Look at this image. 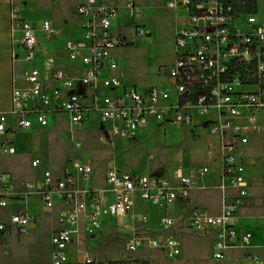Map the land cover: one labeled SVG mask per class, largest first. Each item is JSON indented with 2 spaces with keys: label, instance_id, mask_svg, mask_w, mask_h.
<instances>
[{
  "label": "built area",
  "instance_id": "built-area-1",
  "mask_svg": "<svg viewBox=\"0 0 264 264\" xmlns=\"http://www.w3.org/2000/svg\"><path fill=\"white\" fill-rule=\"evenodd\" d=\"M75 1L74 16L83 20L87 44L66 42L65 53L75 64L74 72L56 68L49 81L35 65L39 41L33 24L13 12V21L21 32L23 61L28 67L26 86L13 89L11 112L0 114V157L16 154L13 142L6 139L10 133L46 128L50 116L58 114H66L79 128L97 121L102 139L107 142L117 138L136 140L156 125H196L194 119L199 115L202 118L198 123L212 126L211 133L224 141L218 147L219 188L226 193L231 187L236 194L219 214L192 207L189 229L210 239L212 256L217 261L226 260L229 251L254 248V233L240 226L239 216L250 196L242 149L260 130L258 119L264 113V23L251 11V0H167L169 9L183 13L175 33V61L166 72L169 87H151L142 92L125 84V75L115 58V51L122 45L120 33L113 28L118 7L108 5L106 0ZM126 7L134 17L135 0H127ZM42 30L48 39L58 37L50 21L43 22ZM139 35L149 37L151 33L141 30ZM103 90L114 94L101 95ZM77 147L81 148V143ZM209 148H216L214 142L209 141ZM208 155L210 159L215 156L211 150ZM32 167L41 169L39 188L29 183L18 186L11 173L0 172V240L12 233L27 235L36 228V215L26 210L4 215L18 204L27 203L34 192L44 210L64 207L56 217L57 229L51 237L52 264L70 263L68 252L73 241L80 238L81 227L85 237L92 238L101 232L107 217L133 214L135 225L146 224L147 217L135 213L137 199L159 208L188 204L195 189L210 175L207 166L187 173L178 170L173 180L111 168L104 175L103 185L88 163H73L61 177L45 169L40 160H34ZM77 178L81 187L77 186ZM175 225L174 218H163L158 236H141L134 229L127 251L148 249L160 251L169 260L180 258L182 245L171 234ZM259 252L251 255L264 259V240ZM78 253L84 263L95 262L87 251L78 249Z\"/></svg>",
  "mask_w": 264,
  "mask_h": 264
},
{
  "label": "rangeland",
  "instance_id": "rangeland-1",
  "mask_svg": "<svg viewBox=\"0 0 264 264\" xmlns=\"http://www.w3.org/2000/svg\"><path fill=\"white\" fill-rule=\"evenodd\" d=\"M21 1L30 4L33 9L29 12V19L37 28L42 26L45 20L52 22L51 13L56 15L54 21L58 30L57 44L60 50L58 57L63 60L60 65L71 72L75 65L67 60L65 51L62 50L64 41L87 44L80 21L72 19L70 14L75 6L74 2ZM256 1V15L264 23V0ZM106 2L118 7L113 28L115 31L120 30L122 45L115 51V58L125 75V84L128 87H137L141 92L151 87L168 88L166 72L175 61V33L176 28L181 26L179 20L183 13L169 9L167 0H135L137 13L132 17L126 7L127 0ZM141 30L149 31L151 35L140 37ZM42 36L47 38L44 31ZM49 77L50 73L46 72L47 81ZM113 94L114 92L101 93L104 96ZM201 118L197 115L194 122H200ZM210 119L213 121L214 115ZM258 125L260 130L252 134L249 145L242 149V163L249 178L250 196L239 215L240 226L253 231L255 235L257 246L254 249L229 251L226 260L217 261L212 256L210 239H203L188 230L189 209L178 208L176 205L159 208L141 204L138 212L147 217L148 224L144 229L154 230L152 236L160 234L158 225L163 217H180L184 220L183 225L177 227L175 233H171L182 245L183 254L180 258L169 260L160 251L148 249L145 252L141 249L134 253L128 252L127 242L135 230L131 219H126L108 221L103 230L92 238H86L82 228L80 240H74L68 252L69 262L84 263L82 255L79 256L78 253V249H82L91 254L95 262L103 264H264L261 256L251 255L260 253L259 247L264 239V113L259 116ZM211 131L212 126L205 124H165L143 131L142 136L136 140L117 138L107 142L102 139L97 121L86 123L79 128L71 124L66 114H58L50 116L49 126L46 128L35 127L31 131L10 133L6 139L13 142L16 154L0 158V170L11 173L18 186L29 183L39 188L41 169L32 167L34 160H40L43 167L55 177H61L64 172L71 170L75 162L88 163L100 174V180H104V174L111 168L135 175L147 174L170 179L178 167L207 166L210 168V175L205 186L196 192V201L200 207L220 210L225 203L232 200L231 196L236 192L231 187L227 188V195L231 196L226 198L219 188L221 182L218 147L224 141ZM209 141L214 142L216 148H209ZM78 143H81V148L77 147ZM210 150L215 154L213 159L208 156ZM76 181L77 186L81 187L80 179L77 178ZM17 209L36 215L38 225L27 235L11 234L0 240V264H52L51 237L57 229L56 217L64 208L58 207L52 212L44 210L38 195L33 192L27 197V203L18 204L5 211L4 215L8 216ZM149 231L140 234L150 236Z\"/></svg>",
  "mask_w": 264,
  "mask_h": 264
},
{
  "label": "crops",
  "instance_id": "crops-1",
  "mask_svg": "<svg viewBox=\"0 0 264 264\" xmlns=\"http://www.w3.org/2000/svg\"><path fill=\"white\" fill-rule=\"evenodd\" d=\"M71 2H74L75 6L71 10L70 14L72 16V19H76V20L80 21V28L82 30L83 20L74 16V10H75L78 2L75 0H71ZM31 10H33V9L31 8L30 4H26V3L24 4V3H22L21 0H0V114L11 112L13 89L15 87L22 88V87L26 86L25 70H26V67H28V66H26V64L23 61V51H22V48L19 44L21 32H20L18 25L15 24V22L13 21V12H18L23 18L30 20L29 19L30 18L29 12H31ZM55 16L56 15L54 13H51L50 19L52 20L51 23L53 25V28L55 30H57L56 26H55L56 21H54ZM45 21H47V20H45ZM179 21L182 22L181 20H179ZM31 22L33 24V27L36 30L37 38L39 41L38 48H37V51L35 54V60H36V55L38 56V59L36 60L35 65L37 66V68L39 69L41 74L46 77V72H49L51 74L52 70H54L56 68L63 69V68H61V65H60V62L63 60L59 59V57H58V55L60 53V50H59L58 44H57L58 38H56L54 40L44 38L42 36V31H43L42 26H39V28H37L35 23L33 21H31ZM178 27L176 28V31H177ZM57 32H58V30H57ZM118 32L120 33V30H118ZM65 43H66V41H64V43H63L64 45L62 48V50H64V51H65V49H64ZM67 60H68V58H67ZM74 68H75V66L71 69V72H74ZM64 70H66V69H64ZM66 71L70 72V70H66ZM104 92H113V91L103 90L102 93H104ZM196 124H199V123L196 122ZM159 126H161V125H159ZM0 158L2 159V157H0ZM214 158H215V156H214ZM218 158H219V154H218ZM218 161L220 164L219 159H218ZM192 168L193 167H188V168L178 167L174 171L172 178H170L169 180H173L175 178L176 172L178 170H182L183 172L187 173ZM219 169H220V167H219ZM0 172H7V171L0 170ZM160 177L165 178L164 176H160ZM166 179H168V178H166ZM207 180H208V178L205 180V182H203L200 186H198L195 189V191L192 194L190 203H188V204L177 203L174 205H176V207H178V208H187L189 210H191L192 207H196V208L207 210L212 214L221 213L223 207L220 210H210L207 207L198 206V202L196 201V198H197L196 192H198V190H200V188L203 185L205 186V183L207 182ZM99 181L101 184L104 185V180H100V174H99ZM223 195L226 198L231 196L229 194L227 195V191H226V193H223ZM231 198H233V195L231 196ZM141 204H146V205L151 206L150 204L137 199L136 200V210H135L136 214H142V213L138 212V208ZM171 206H173V205H171ZM59 207L64 208L63 206H59ZM239 215H240V212H239ZM132 217H133V214L125 216V217H119V218H109V217L104 218L102 230L105 227V225H107L108 221H111V220L131 219V221L133 223ZM163 218H165V217H163ZM171 218H173V217H171ZM174 219L176 220V225L173 228L171 233H173V232L175 233L176 228L179 226H182L183 222H184V220L180 217H175ZM161 220H160V223H161ZM160 223H159V225H160ZM147 224L148 223L142 224V225H135L133 223V227H134V229H137L138 233L140 234V233H144L145 231H149L148 228L144 229V227L147 226ZM159 225H158V228H159ZM82 228L83 227H81V233H82ZM188 230L192 233V231L190 229H188ZM153 231L154 230L149 231L150 236L153 235V233H154ZM12 234H16V233H12ZM193 234L196 236H199L195 233H193ZM199 237H201V236H199ZM201 238L205 239L204 237H201ZM255 240H256V238L254 235V241H253V247L254 248L257 246ZM82 259L84 262L83 256H82Z\"/></svg>",
  "mask_w": 264,
  "mask_h": 264
},
{
  "label": "trees",
  "instance_id": "trees-1",
  "mask_svg": "<svg viewBox=\"0 0 264 264\" xmlns=\"http://www.w3.org/2000/svg\"><path fill=\"white\" fill-rule=\"evenodd\" d=\"M249 5L251 7L252 12H257V1L256 0H251L249 2ZM67 264H74V263H67ZM82 264H86V263H82ZM92 264H95V262H93ZM112 264H126V263L125 262H115ZM142 264H148V263H142Z\"/></svg>",
  "mask_w": 264,
  "mask_h": 264
}]
</instances>
